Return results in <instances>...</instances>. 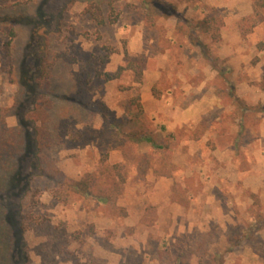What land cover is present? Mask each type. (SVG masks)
<instances>
[{"label":"rangeland","instance_id":"374dc122","mask_svg":"<svg viewBox=\"0 0 264 264\" xmlns=\"http://www.w3.org/2000/svg\"><path fill=\"white\" fill-rule=\"evenodd\" d=\"M164 1L180 20L117 0L99 26L87 0H0V214L23 222L29 264H264V0ZM58 28L50 59L70 60L51 68L47 128L63 142L43 162L61 187L20 158L29 48ZM17 166L35 205L3 186Z\"/></svg>","mask_w":264,"mask_h":264},{"label":"trees","instance_id":"16d2710c","mask_svg":"<svg viewBox=\"0 0 264 264\" xmlns=\"http://www.w3.org/2000/svg\"><path fill=\"white\" fill-rule=\"evenodd\" d=\"M117 0H87V6L84 10V14L97 25L102 26L109 23H115L117 20L116 10ZM139 5L144 11L145 15L152 20L154 17L167 18L171 16H177L175 8L164 0H138ZM104 9L108 10V13L104 14ZM180 20V16L178 17ZM13 21L8 18H0V32L7 35L8 39L4 43V56L10 63L12 40L14 38ZM177 28L182 33L188 31L183 30L180 21H178ZM55 33H40L35 35V39L29 48V55L33 59V67L29 80L21 81L20 86L22 88L24 96L30 101L32 108L21 119V124L25 127L27 124L32 125V133L27 135L26 142L23 146L20 158L30 159V166L33 169L40 171V176L43 178L49 177L53 186L61 187L63 185L62 179L58 176L53 177L50 173L53 171L48 163L43 162L45 153L52 147L63 142L61 135L53 134L47 128L48 112L51 107L50 95L48 93V85L50 79L51 68L58 63H65L69 61V57H56L50 59L49 56V41L48 35H54L58 38L57 34H60V28ZM136 64L129 63L126 69L137 72L136 76L139 80L141 76L140 71L137 70ZM146 143L154 145L150 138L143 139ZM44 154V155H43ZM20 159V160H21ZM46 162V161H45ZM19 166H17V173L12 174L3 182V186L8 187H20L23 190V198H30L31 206L37 204V200L34 199L33 184L31 179H22L20 177ZM55 174L57 171L54 169ZM58 175V173L56 174ZM52 176V177H51ZM26 180V181H25ZM23 181L25 185L23 186ZM62 181V182H61ZM70 185L68 181H64V187ZM0 214V249L4 255L8 252L15 256V264H29V253L27 245L23 238L24 224L18 218L16 214L13 216H7L5 210ZM6 261V260H5ZM8 263V262H7ZM216 264L220 262L216 261Z\"/></svg>","mask_w":264,"mask_h":264}]
</instances>
